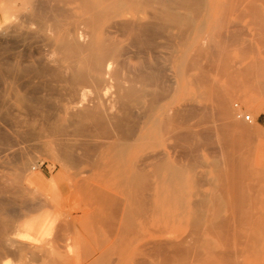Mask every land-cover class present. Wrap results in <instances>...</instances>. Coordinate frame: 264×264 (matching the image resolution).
<instances>
[{
    "label": "rangeland",
    "instance_id": "374dc122",
    "mask_svg": "<svg viewBox=\"0 0 264 264\" xmlns=\"http://www.w3.org/2000/svg\"><path fill=\"white\" fill-rule=\"evenodd\" d=\"M90 1L100 10L109 4ZM159 1L142 6L141 15L148 20L158 7L167 14L154 19L157 24L143 36L145 52L129 57L137 68H158L161 77L180 70L179 101L190 102L181 122L185 129L199 125L198 139H188L179 147L171 131L170 136L161 130L158 139L157 134L156 139L152 137V144L147 141L137 147L134 162L148 161L156 153L163 169L167 152L171 163L180 166L182 178L178 173H161L164 169H154V177L120 174L110 155L97 159L98 142L77 137L69 115L60 112L70 92L54 74L58 68L51 63L55 57L51 53H57L61 35L68 30L73 37L90 40V34L83 35L90 29L82 23L92 12L84 17V2L0 0V238L5 239H0L1 264H264V17L249 12L251 5L261 4L264 16V2L253 0L255 5L252 1L249 5L237 0L243 7L239 14H231L230 0H205L203 11L197 9V0H173L169 10ZM226 2L229 9L224 8ZM247 4L250 10L245 16L241 11ZM224 12L229 15L223 18ZM81 18L86 22L80 23ZM113 35L121 47L129 42L127 35ZM104 36L95 35L96 39ZM204 80L211 91L205 89ZM171 85L168 80L161 84L166 91ZM213 85L222 90L216 88L215 93L228 97L229 107L226 103L225 107L232 111L231 123L226 119L223 123L215 101L209 104L214 99L209 94L214 93ZM92 94L91 89L86 91L87 96ZM245 115L252 121L245 120ZM72 139L80 147L74 150L75 160L62 147ZM155 170L162 176H156Z\"/></svg>",
    "mask_w": 264,
    "mask_h": 264
},
{
    "label": "bare ground",
    "instance_id": "6f19581e",
    "mask_svg": "<svg viewBox=\"0 0 264 264\" xmlns=\"http://www.w3.org/2000/svg\"><path fill=\"white\" fill-rule=\"evenodd\" d=\"M62 1L64 2L66 0H62ZM78 1L84 2L86 5V8L83 7L84 9H86V13L83 12L84 17H85V14H87V16H88V14H89L88 12H92V14H90L89 17H85L86 19H88V20H86L87 23H85V24L82 23V22H86V21H84L85 18H83V19L81 18L83 21L81 20V22H80L84 26H86V24H87L88 28L90 29V31L83 34L86 37L89 36V34H90V40L86 41L84 39L85 40L84 41V40L79 39L77 37H73L72 35L69 34V30H68V33L61 35V38L59 40L60 43L58 44V48H57V53L56 54H55V52L53 54L51 53V56L55 55V57L53 56V57H51V59L49 58L50 57L49 56V54H50V52H49L50 48L49 47L50 46H49V44H47L48 48H49V50H47V52H48L47 58H49L51 60V63L56 65L58 68L57 72L55 70L56 73L54 72V74H56V76L58 77V80L62 81V83L65 82V84H67L68 88L65 91L69 90V92H70L68 94L70 95L71 101H70V98H68L69 101L64 103V105L62 104V106L60 107V112H64V114L67 113L69 115L68 121H69L70 125L73 126L77 130V135H76L77 137L84 136V138H86L88 140H94V141L98 142V145L95 144L98 148V150L96 151L97 152L96 156H98L97 159L99 158V160H100V157H101V160H103L102 159L103 156L106 157L107 155H110L109 156V158L111 157L110 163L114 161L113 163H115V165H116L117 172H119L122 175L124 174L125 176L126 175L127 176H134L135 175L137 178L138 174L139 175L142 174V177H143L144 174L148 175V173H151V176H153L154 175L153 174L154 169H162V168H160V166H161L159 163L160 160H158L159 155L155 153L153 155H150V157L149 156L147 157V159H149L148 161L139 162L136 160V162H134L135 158L137 157V155L135 156V151L140 144H142L144 142L147 144V141H149V143H150L152 137L153 136L155 137V135L158 132L161 134V130H163V132L165 130V134H166V130H167L168 133L171 131L173 138H174V141L177 143V146L181 147V143L187 141L188 139H190V141L194 140L197 137L198 132H199L196 129V127L199 125L196 126L195 123H193L194 127L190 126L191 128H189V126L186 125V129H185V127L183 126L184 124H182V122H181L182 112L184 109H186L188 107L190 102L187 104V103H182L183 101L182 102L179 101V92L181 93V89H182L181 81L179 78V71L180 70L175 71L174 73L173 72L166 73V71H165V73L167 75L164 76L165 75L164 74L163 77H161L158 75V72H159L158 68H154L151 66L137 68V67L132 65L130 57H129L130 54H132V53L136 54V53L141 52V51H142V53L145 52V49H144V51L141 50V44L146 43L144 41L143 36H145L151 29H153L155 27V25L157 23L155 22L156 23L155 24L153 20L154 19L157 20V19L162 18L164 13L166 12V9L164 12V9H162L161 7H158L157 12L155 11V13L153 15H151L148 20L147 19L145 20L144 17L141 15V7L145 6V5H149L151 7L150 4L152 3V1L154 2L155 0H99L98 2H103V1L107 2V3L109 2L106 9H104V10H102V9L100 10L97 7V5L94 3H91L90 0H88L89 3H87V0H84V1L83 0H73V3L77 4ZM171 1H173V0H161V1H159V3L161 6L166 7L167 10H169L173 4V2L171 3ZM207 1H209V0H207ZM243 1H245V0H243ZM246 1L248 2L249 5H251V1L253 4V0H249V1L246 0ZM255 1H257V0H255ZM258 1H261V0H258ZM70 2H72V1H70ZM203 2L205 3V0H197V9L199 11L200 10L203 11V9H204L203 5L205 6L206 3L204 4ZM228 2H226L225 5L223 4L224 8H226V5ZM232 2L234 3V7H232V5H233ZM232 2L230 0V2L228 3V4H230V8L232 10L229 9V5H227V9H229L230 12L232 11L231 14H233V13L239 14L240 13L239 10H241L243 7V6H241V4H239V2H242V0H240L238 3H237V0H232ZM262 2H264V0ZM47 3L50 4L51 2L50 3L47 2ZM155 3H156V6H158V2L156 1ZM155 3H154V5L152 4V8H153V6H155ZM209 3H211V2H209ZM223 3H225V1ZM55 4H57V3H55ZM248 4H247L248 8H247V6L245 7V5H244L245 9H243L244 11L243 10L241 11L242 15H243V13H244V15H245V13H246V15L249 14L248 10H250V7ZM59 5L60 4H58V6ZM174 5H176V4H174ZM219 5L220 4H218V8H219ZM238 5H239V7H236ZM253 5H255V4H253ZM81 6L82 5H80V7ZM255 6L259 7L258 9L256 8L258 10V11L256 10L258 12V14L255 11V8H254ZM255 6L253 7L251 5L252 11L250 10L249 12H252V13L250 15L251 16H252V14H253V16L256 15L255 17H258V18H260L261 15H262V17H264L263 13H262L263 8H260L261 4H256ZM74 8H77V6H75ZM234 8L235 9L238 8L237 9L238 11L236 10V12H235ZM221 9H223V6H221ZM253 9L255 11V14H254ZM259 9L261 11H259ZM72 10H73V8H72ZM233 10H234V12H233ZM59 11H61V10L59 9ZM35 12H34V14H35ZM42 12H43V10H42ZM57 12H58V10H57ZM62 13H63V11H62ZM64 13L67 16L68 11H67V13L66 12H64ZM166 14H167V12H166ZM228 15L229 14L225 13V16L224 15H222V16L224 18ZM60 16L62 17L63 14ZM245 16H244V19H245ZM41 17H42V15H41ZM200 17H201V14H200ZM207 17H208V15H207ZM71 18H72V15H71ZM223 18H222V21L224 20ZM51 19L53 20L52 22H54L55 18L53 17V18H50V20ZM236 19H237V17H236ZM61 20H63V19H61ZM240 20H238V21H240ZM56 22H57V20H56ZM56 22H54V24ZM58 23L59 24L61 23L60 19L58 20ZM74 23H75V21H74ZM262 23H264V22H262ZM49 24L47 25L48 28H49ZM65 26H66V24H65ZM87 26H86V29H87ZM261 26H263V24ZM42 27H43V25H42ZM50 28H49V30H50ZM52 28H53V26H52ZM57 29L60 30L61 26L58 25ZM86 29L84 28L85 31H86ZM72 30H74V29H72ZM52 31H55V30L53 29ZM198 31H199V29L197 30V32ZM263 31H264V29H263ZM71 33H72V31H71ZM100 33H105L106 36H104V38L98 37L96 39L95 35H98ZM116 33H121L124 36L127 35V37L129 36L130 37L129 42L128 43H126L127 41L124 42L126 44L121 47L119 44L120 42L118 41L119 38L116 39V37H115L116 35H113ZM27 37H28V35H27ZM42 37L40 36V38H42ZM78 37H79V35H78ZM207 38H206V40L208 41ZM219 38H221V37H219ZM122 40H124V39H122ZM125 40H127V38ZM227 40L228 39H226V41ZM229 40H230V37H229ZM232 42H233V40H232ZM202 43L204 45V42H202ZM162 46H163L162 43L158 45L159 48ZM225 47H223V48L225 49ZM253 52H255V51H253ZM225 55L226 54H224V56ZM218 57L221 58V56H218ZM43 58H45V57H43ZM45 60H46V58H45ZM52 60L54 62H52ZM218 62H220V61L218 60ZM1 65H3V64H1ZM54 65L51 68L54 69ZM152 66H153V64H152ZM36 69L38 70V66ZM178 69H180V68H178ZM40 71H42V69ZM40 71H39V73H40ZM47 73L48 72H46V75H47ZM187 73H188V71H187ZM20 74H21V72H20ZM51 77L53 78L52 73H51ZM52 78H51V80L53 81ZM54 80H56V79H54ZM165 80L166 81L168 80L172 84L167 91H166V89H163V87L161 86V84L165 83ZM18 82H19V80H18ZM204 82H205V80H204ZM204 82H202V83H204ZM208 82L209 81L206 80V82L204 84L205 89H206V84H210ZM53 83H54V81H53ZM51 84H52V82H51ZM230 84H231V82H230ZM63 85H64V83H63ZM35 86H37V85H35ZM49 86H51V85H49ZM167 86H169V85H167ZM13 88H14V86H13ZM210 88L211 87H208L206 90H208V92H209V91H211ZM213 88H214V85H213L212 89ZM216 88H217V85L214 88L215 89L214 93L213 94L211 92L209 93V94H211L212 97H214V99L216 97L215 100L214 99L210 100L209 104L211 101H213V102L215 101L217 103V106L218 107L220 106V108H221V109L219 108L220 110H217V111H220L219 115L222 114V117L224 118L223 123H225L227 121L229 123H231L234 118L233 119L231 118L233 115L232 111L230 109L229 110L227 109L229 107V105L227 104L228 101L226 100L228 97H226L225 95L222 96L221 95L222 93L218 95V92L220 91L219 88H217V90H219V91L216 92L217 95L215 96ZM86 89L87 90L91 89L93 94L90 96H87L86 95V91H87ZM220 92H222V90ZM209 94L207 93L206 95H209ZM181 95H182V93H181ZM38 96H39V93H38ZM15 97H16V95H15ZM32 97H33V95H32ZM40 97H41V95H40ZM209 97H210V95H209ZM45 99L47 100V98H45ZM65 99H66V96H65ZM68 99H66V100H68ZM209 99H211V98H209ZM33 100H34V98H33ZM41 100L42 99H40V101ZM18 101H19V98H18ZM229 101H230V98H229ZM7 103H8V101H7ZM225 103L227 105L226 106L227 108L225 107ZM220 104L222 105V107ZM205 105H206V103H205ZM58 108H59V106H58ZM56 109H57V106H56ZM192 111L194 112V110H192ZM14 116H15V114H14ZM15 118H16V116H15ZM223 118H222V120H223ZM218 119H220V118H218ZM225 119L227 121H225ZM220 123H222V121ZM239 123H241V122H239ZM50 125H52V124H50ZM61 125L63 126V124H61ZM61 125H59L60 129L62 128ZM227 125H228V123H227ZM52 126H54V125H52ZM228 126H231V125H228ZM66 127H65V129H66ZM222 127H224V125ZM232 127H233V125H232ZM240 127H243V126L240 125ZM49 129H50V127H49ZM184 129L188 130V131H185ZM54 130L55 129H53V131ZM215 130H217V129H215ZM56 132H57V129H56ZM60 132H61V130H60ZM65 132H66V130H65ZM39 134H40V132H39ZM65 134H64V136H65ZM72 134H73V132H71V136H72ZM101 135L104 136V137L102 136L103 137L102 140H100L101 138L99 139V137ZM33 136H34V134H33ZM68 136H70V135H68ZM156 136L158 139V134ZM170 136H171V134H170ZM199 136H200V134H199ZM225 136H224V138H225ZM154 137H153V139H156ZM56 138H58V135H56ZM62 138H63V140L66 141V139H67V141H68V137H63V135H62ZM72 138H74V135ZM159 138H160V136H159ZM59 139H60V136H59ZM69 139H70V137H69ZM86 139H84V141H86ZM153 139H152V141L154 142ZM196 139H198V138H196ZM63 140L60 139V142L62 141V143H63ZM82 140H81V142H83ZM99 140L101 141V143L99 142ZM152 141H151V144L153 143ZM73 142L74 141L72 139V143L69 142V144L66 146L62 145L63 148L65 147V149H68V151H66L67 153H65V154H68V152H71L68 154V158H70L71 160L76 159L74 157L76 154V152L74 151L75 148H77V149L80 148L79 146L75 145V144H79V143H73ZM88 142L91 143V141H88ZM219 142H220V139H219ZM55 145H57L56 142H55ZM157 145H158V143H157ZM88 146H90V148H92L91 145L88 144ZM143 146H145V145H143ZM172 147H173V145H172ZM71 148L73 149V151L75 153L73 151L69 150ZM90 148L88 149V153L90 152L89 151ZM95 150H96V147H95ZM140 150H142V149H140ZM140 150H138V151H140ZM62 153H63V151H62ZM86 153H87V151H86ZM12 154H13V152H12ZM59 154L61 156V152ZM76 156H77V154H76ZM89 156H90V153H89ZM164 158H165V162H163V163H164V165L165 164H167V165L165 167L162 166L164 171L160 170L161 173H164L165 175L169 174V176H170V174L174 175V174H177L178 172L180 173V171H181L180 166H178V165L176 166L175 163H171L170 160H173V159H171V156L169 155V153L166 152ZM63 159H64V157H63ZM90 159L92 160V158H90ZM166 159H168L170 162H167ZM232 160H233V158H232ZM97 162H98V160H97ZM77 164H78V162H77ZM79 164H80V162H79ZM106 164H108V162ZM23 165L25 166V163ZM75 166H76V164H75ZM113 166H112V168H113ZM93 167H94V163H93ZM93 167H92V169H93ZM85 169H87V168H85ZM85 169H84V171H85ZM114 169H115V166H114ZM114 169H111V170H114ZM224 169H225V167H224ZM104 170L107 171L105 168H104ZM80 171H82V170H80ZM155 172H156V170H155ZM86 173H87V171H86ZM114 173H115V170H114ZM159 173L160 172H156L155 175L156 176H158V175L162 176V174H159ZM179 175L181 176V174H179ZM180 176L178 177V179L180 180V182L183 183V181L181 180L183 175L181 176V178H180ZM132 178H134V177H132ZM171 178H172V176L170 177V179ZM172 179L177 180L176 176H173ZM232 179H234V178L232 177ZM171 182H173V181H171ZM151 183H152V181H151ZM178 183L176 185H178ZM153 184H154V182H153ZM224 186H225V184H224ZM132 187H133V185H132ZM221 187L222 186H220V188ZM175 189H176L175 191L177 192V187H175ZM226 193H227V191H226ZM240 201H242V199ZM135 231H136V229H135ZM7 235H8V233H7ZM2 240H5V239L3 238V239H1V241ZM15 252H16V250H15ZM50 260L51 259H49V261ZM14 262H15V260H14ZM51 262H52V260H51Z\"/></svg>",
    "mask_w": 264,
    "mask_h": 264
},
{
    "label": "built area",
    "instance_id": "2783aa9c",
    "mask_svg": "<svg viewBox=\"0 0 264 264\" xmlns=\"http://www.w3.org/2000/svg\"><path fill=\"white\" fill-rule=\"evenodd\" d=\"M238 117H242V114H239L238 113ZM245 120H248V121H251L252 120V118L250 117V115H245Z\"/></svg>",
    "mask_w": 264,
    "mask_h": 264
}]
</instances>
